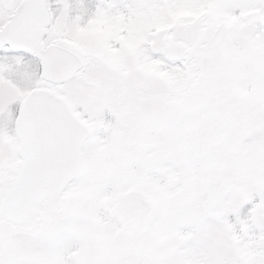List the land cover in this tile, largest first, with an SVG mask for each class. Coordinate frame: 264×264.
Returning <instances> with one entry per match:
<instances>
[{
	"label": "snow or ice",
	"instance_id": "6c2138e0",
	"mask_svg": "<svg viewBox=\"0 0 264 264\" xmlns=\"http://www.w3.org/2000/svg\"><path fill=\"white\" fill-rule=\"evenodd\" d=\"M0 264H264V0H0Z\"/></svg>",
	"mask_w": 264,
	"mask_h": 264
}]
</instances>
